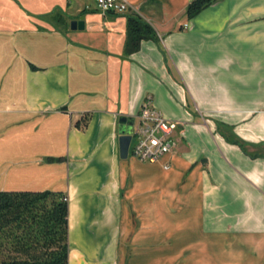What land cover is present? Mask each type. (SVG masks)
<instances>
[{"label": "crops", "instance_id": "0c3cea01", "mask_svg": "<svg viewBox=\"0 0 264 264\" xmlns=\"http://www.w3.org/2000/svg\"><path fill=\"white\" fill-rule=\"evenodd\" d=\"M127 1L0 0V190L66 194L67 264H264V158L215 125L264 147V0ZM129 11L158 39L124 54ZM146 95L175 149L120 158Z\"/></svg>", "mask_w": 264, "mask_h": 264}, {"label": "trees", "instance_id": "16d2710c", "mask_svg": "<svg viewBox=\"0 0 264 264\" xmlns=\"http://www.w3.org/2000/svg\"><path fill=\"white\" fill-rule=\"evenodd\" d=\"M216 0H190L183 14L191 18ZM124 54L138 49L140 40L158 37L154 28L136 12L125 20ZM75 125L83 127L85 117ZM218 133L249 157L264 152L247 151L231 126L215 122ZM67 197L63 191L0 190V264H67Z\"/></svg>", "mask_w": 264, "mask_h": 264}, {"label": "built area", "instance_id": "2783aa9c", "mask_svg": "<svg viewBox=\"0 0 264 264\" xmlns=\"http://www.w3.org/2000/svg\"><path fill=\"white\" fill-rule=\"evenodd\" d=\"M100 13L121 14L129 9L127 0H94ZM182 28L186 27L183 23ZM176 123L165 119L152 105L146 95L132 123L128 153L141 162H154L165 153H172L176 146L174 131ZM166 167V165H163Z\"/></svg>", "mask_w": 264, "mask_h": 264}, {"label": "water", "instance_id": "95a60500", "mask_svg": "<svg viewBox=\"0 0 264 264\" xmlns=\"http://www.w3.org/2000/svg\"><path fill=\"white\" fill-rule=\"evenodd\" d=\"M71 29H81L83 23L81 20H71L70 23ZM133 123V117L128 115H119L117 118V145H118V156L120 158H125L127 155L128 144L130 140V133Z\"/></svg>", "mask_w": 264, "mask_h": 264}, {"label": "rangeland", "instance_id": "374dc122", "mask_svg": "<svg viewBox=\"0 0 264 264\" xmlns=\"http://www.w3.org/2000/svg\"><path fill=\"white\" fill-rule=\"evenodd\" d=\"M186 28V27H185ZM247 149V148H246ZM249 150L247 151H251L250 148H248ZM255 152H258V153H263L264 152V147L261 149V148H258V149H255L254 150Z\"/></svg>", "mask_w": 264, "mask_h": 264}]
</instances>
